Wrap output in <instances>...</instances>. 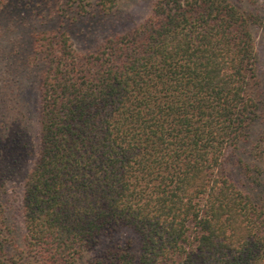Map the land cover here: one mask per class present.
<instances>
[{
	"label": "trees",
	"instance_id": "trees-1",
	"mask_svg": "<svg viewBox=\"0 0 264 264\" xmlns=\"http://www.w3.org/2000/svg\"><path fill=\"white\" fill-rule=\"evenodd\" d=\"M117 1L90 4L105 16ZM262 23L234 0H156L90 50L64 23L34 31L22 62L39 68L36 143L11 91L0 103V264H251L264 210L219 168L263 116ZM27 160L16 246L4 185ZM119 229L137 236V259Z\"/></svg>",
	"mask_w": 264,
	"mask_h": 264
},
{
	"label": "rangeland",
	"instance_id": "rangeland-1",
	"mask_svg": "<svg viewBox=\"0 0 264 264\" xmlns=\"http://www.w3.org/2000/svg\"><path fill=\"white\" fill-rule=\"evenodd\" d=\"M92 1L81 2L85 4L84 13L76 11L77 0L75 3L72 0H8L5 8L0 11V103L8 98L6 93L11 91L13 102L21 105L28 114L35 143L39 68L27 69L22 62L26 58V46L31 34L64 23L74 46L81 51L90 50L107 36L127 31L144 20L156 0H118L113 12L105 16L96 13L94 5L90 4ZM234 1L262 17L263 23L254 26L253 36L256 74L254 92L260 100L263 116L251 126L247 138L225 149L219 172L226 174L238 189L250 195L264 210V0ZM30 166L31 160L21 163L19 168L7 175L4 185L5 215L13 230L10 238L16 246L23 243L22 182ZM116 235L131 240V252L137 259L140 252L137 236L128 229H119ZM108 243L110 240L104 238L98 248L102 249ZM251 264H264V252L257 254Z\"/></svg>",
	"mask_w": 264,
	"mask_h": 264
}]
</instances>
